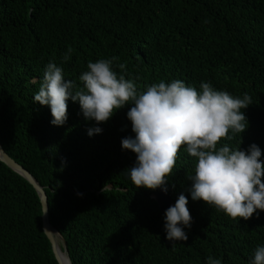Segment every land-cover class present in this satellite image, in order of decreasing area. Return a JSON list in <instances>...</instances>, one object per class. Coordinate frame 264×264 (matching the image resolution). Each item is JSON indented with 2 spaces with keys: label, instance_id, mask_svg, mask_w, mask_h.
I'll return each instance as SVG.
<instances>
[{
  "label": "trees",
  "instance_id": "16d2710c",
  "mask_svg": "<svg viewBox=\"0 0 264 264\" xmlns=\"http://www.w3.org/2000/svg\"><path fill=\"white\" fill-rule=\"evenodd\" d=\"M113 57L138 92L181 80L247 93L249 128L230 143L264 152V0H0V141L46 192L71 264H207L209 256L249 264L264 246V212L239 223L193 201L196 159L184 146L168 193L174 205L187 196L194 223L172 248L166 211L152 198L159 191L139 189L128 171L137 159L122 148L135 137L132 105L96 125L69 101L68 121L56 127L50 107L34 103L49 62L82 87L89 61ZM96 126L102 134L90 137ZM43 227L37 191L0 161V264H59Z\"/></svg>",
  "mask_w": 264,
  "mask_h": 264
},
{
  "label": "clouds",
  "instance_id": "9594fccd",
  "mask_svg": "<svg viewBox=\"0 0 264 264\" xmlns=\"http://www.w3.org/2000/svg\"><path fill=\"white\" fill-rule=\"evenodd\" d=\"M71 52L69 48L64 62L71 59ZM116 60L89 61L79 77L82 87L65 79L57 63L49 62L34 103L50 107L56 127L67 123L69 101L79 103L84 118L96 125L107 124L132 105L127 116L135 137L123 139L122 148L136 154L135 166L128 170L135 186L167 194L184 146L183 151L196 159L195 173L188 175L193 201H204L239 223L264 212V152L255 144L245 151L230 143L249 128L245 110L252 105L251 96H233L207 82L197 90L181 80L161 81L138 92L132 80L115 70L123 73L127 64L114 66ZM102 132L99 126L88 129L90 137ZM188 205L189 199L181 194L165 212L166 238L172 248L189 239L185 229L190 230L194 220ZM47 211L46 207L45 215ZM207 264H222V259L209 256ZM249 264H264V246L257 248Z\"/></svg>",
  "mask_w": 264,
  "mask_h": 264
},
{
  "label": "water",
  "instance_id": "95a60500",
  "mask_svg": "<svg viewBox=\"0 0 264 264\" xmlns=\"http://www.w3.org/2000/svg\"><path fill=\"white\" fill-rule=\"evenodd\" d=\"M0 161L6 164L10 169L21 175L23 178H25L37 191L42 206H43V228L44 232L49 239V241L52 244L54 254L56 256L57 261L59 264H65L61 258V252L67 254L68 259V248L66 241L64 237L56 230L51 225L50 219H49V201H48V196L44 189L40 186L38 181L35 179V177L27 171L24 167L19 165L16 161H14L4 150L1 141H0ZM152 198L159 204L161 211L165 212L168 208L171 206H174L173 200L169 193L165 194L162 191H159L157 193H154ZM47 207L48 211L47 214L45 215V208ZM59 242L63 243V247L60 245Z\"/></svg>",
  "mask_w": 264,
  "mask_h": 264
},
{
  "label": "bare ground",
  "instance_id": "6f19581e",
  "mask_svg": "<svg viewBox=\"0 0 264 264\" xmlns=\"http://www.w3.org/2000/svg\"><path fill=\"white\" fill-rule=\"evenodd\" d=\"M61 258L65 264H71V261L68 259L67 254L61 252Z\"/></svg>",
  "mask_w": 264,
  "mask_h": 264
}]
</instances>
